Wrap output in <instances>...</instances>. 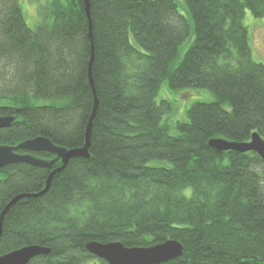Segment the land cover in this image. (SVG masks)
I'll use <instances>...</instances> for the list:
<instances>
[{
    "label": "trees",
    "instance_id": "16d2710c",
    "mask_svg": "<svg viewBox=\"0 0 264 264\" xmlns=\"http://www.w3.org/2000/svg\"><path fill=\"white\" fill-rule=\"evenodd\" d=\"M89 2L88 14L85 0L40 1L32 27L20 0H0V116H19L0 143L83 148L98 99L90 156L71 158L45 193L60 161L0 170V217L29 195L4 216L0 256L41 245L51 252L29 264H107L89 242L175 239L182 256L162 264H264V160L209 145L264 138V63L244 23L247 10L264 18V0ZM166 81L214 99L172 123L157 100Z\"/></svg>",
    "mask_w": 264,
    "mask_h": 264
},
{
    "label": "water",
    "instance_id": "95a60500",
    "mask_svg": "<svg viewBox=\"0 0 264 264\" xmlns=\"http://www.w3.org/2000/svg\"><path fill=\"white\" fill-rule=\"evenodd\" d=\"M86 9L89 14L90 2L85 0ZM90 37L92 34L90 32ZM92 63V61H91ZM90 64V79H92V69ZM98 108V99L95 97V106L90 117L87 131L86 144L83 148L68 149L56 145L52 140L44 136H38L25 140L18 145H6L0 143V170L6 166L25 163L33 167L52 168L59 161L61 167L56 168L49 176L45 193L50 186L54 174L61 171L68 161L74 157H89V145L91 142L93 120ZM19 120V116H0V130L11 127ZM209 145L219 152L235 151L239 153L255 152L264 160V138L257 132L253 133L248 142L231 141L224 138H214L209 141ZM23 151V152H19ZM46 152L54 158H45L34 153ZM29 196L22 194L13 199L3 211L0 217V238L3 230V219L8 210L21 198ZM87 250L94 256L103 259L107 264H162L180 258L183 254V245L175 239L167 240L161 244L151 247H126L121 242L101 243L91 241L86 245ZM50 248L41 245H31L12 251L0 256V264H29L35 257L47 255Z\"/></svg>",
    "mask_w": 264,
    "mask_h": 264
},
{
    "label": "rangeland",
    "instance_id": "374dc122",
    "mask_svg": "<svg viewBox=\"0 0 264 264\" xmlns=\"http://www.w3.org/2000/svg\"><path fill=\"white\" fill-rule=\"evenodd\" d=\"M40 1L43 2V0H20L26 20L32 27H34L38 21V6ZM244 23L247 25L250 32L253 58L258 62L264 63V18L254 17L252 12L247 10ZM191 41L192 38L181 46L180 57L176 62L183 57ZM212 99H214V96L207 90L190 88L173 90L168 85L167 81L163 83L157 98L160 103L165 100L172 104V114L168 119L172 123L187 118V111L196 101Z\"/></svg>",
    "mask_w": 264,
    "mask_h": 264
}]
</instances>
